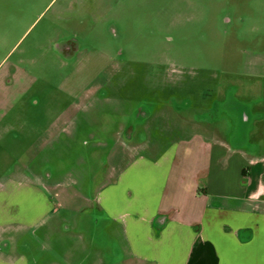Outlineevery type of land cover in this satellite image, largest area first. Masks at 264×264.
I'll return each mask as SVG.
<instances>
[{"label":"rangeland","instance_id":"rangeland-1","mask_svg":"<svg viewBox=\"0 0 264 264\" xmlns=\"http://www.w3.org/2000/svg\"><path fill=\"white\" fill-rule=\"evenodd\" d=\"M263 36L261 0H0V190L27 184L8 180L24 169L56 209L54 237L76 238L96 221L99 188L148 141L143 126L130 144L125 133L146 102L163 106L152 122L165 137L194 121L216 142L256 141L264 90L249 64ZM77 252L83 264L96 255Z\"/></svg>","mask_w":264,"mask_h":264},{"label":"crops","instance_id":"crops-1","mask_svg":"<svg viewBox=\"0 0 264 264\" xmlns=\"http://www.w3.org/2000/svg\"><path fill=\"white\" fill-rule=\"evenodd\" d=\"M260 55L249 68L262 91ZM256 103L263 111V94ZM141 108L125 126L127 143L138 126L148 129V141L135 145L130 162L99 188L96 221L84 218L79 237L55 238L57 215L48 193L40 184L30 188L35 182L24 169L12 173L9 181L27 184L0 190V264H83L88 259L75 258L86 247L96 251L92 264H264L263 112L254 116L256 141L234 147L211 139L215 132L194 121L181 123L192 125L187 137H165L161 124L152 122L163 118V106L152 112L146 102ZM9 130L0 129L1 135ZM42 242L49 245L48 260Z\"/></svg>","mask_w":264,"mask_h":264}]
</instances>
